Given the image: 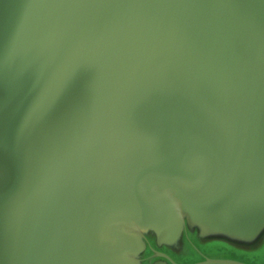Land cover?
Listing matches in <instances>:
<instances>
[{
  "label": "water",
  "instance_id": "obj_1",
  "mask_svg": "<svg viewBox=\"0 0 264 264\" xmlns=\"http://www.w3.org/2000/svg\"><path fill=\"white\" fill-rule=\"evenodd\" d=\"M263 236L264 0H0V264Z\"/></svg>",
  "mask_w": 264,
  "mask_h": 264
},
{
  "label": "rangeland",
  "instance_id": "obj_2",
  "mask_svg": "<svg viewBox=\"0 0 264 264\" xmlns=\"http://www.w3.org/2000/svg\"><path fill=\"white\" fill-rule=\"evenodd\" d=\"M263 239H264V236H263ZM263 239L257 245L254 244L253 246H251L249 248H242L243 251H245L243 253V255L247 256L248 257L247 259H255V258L259 257L257 259V262L264 261V245L262 246ZM211 244H218V243H211ZM215 249L216 248H214L213 251L217 250V249L216 250ZM260 253H262V255H260ZM198 259H199V257L197 256V254L195 252L184 253L182 256L183 262H188L191 260L197 261ZM248 261H251V260H248Z\"/></svg>",
  "mask_w": 264,
  "mask_h": 264
}]
</instances>
